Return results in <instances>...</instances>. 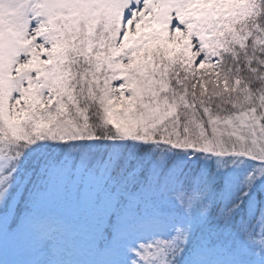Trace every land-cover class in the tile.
Segmentation results:
<instances>
[{"label": "rangeland", "instance_id": "1", "mask_svg": "<svg viewBox=\"0 0 264 264\" xmlns=\"http://www.w3.org/2000/svg\"><path fill=\"white\" fill-rule=\"evenodd\" d=\"M256 2L0 0V133L27 158L50 150L35 193L3 207L2 231L26 212L7 264H180L193 245L213 259L258 193L264 216V34L244 25ZM108 130L118 140L95 139Z\"/></svg>", "mask_w": 264, "mask_h": 264}, {"label": "trees", "instance_id": "2", "mask_svg": "<svg viewBox=\"0 0 264 264\" xmlns=\"http://www.w3.org/2000/svg\"><path fill=\"white\" fill-rule=\"evenodd\" d=\"M255 9L253 12H251L247 17H245L244 20V25L246 28H250L251 32H259V34H264V0H258L255 5ZM65 11V10H64ZM56 13V12H55ZM66 11L64 12V14ZM59 15V14H56ZM64 24L65 22L62 21ZM248 28V29H249ZM67 30V33H64V37L66 38L67 36L69 37L68 43H67V48L65 49V55H66V66L68 69H71L73 71H78L79 72V67L80 65L83 64V61L81 60V54L80 50L78 48V43L77 39L74 38L75 34H80V32L73 31V27H69ZM66 42V41H65ZM250 44V42H249ZM230 59V58H229ZM228 62V60H227ZM83 66V65H82ZM77 72V73H78ZM75 91V89H73ZM77 91H75L76 93ZM86 104V108H92L89 104ZM91 112L88 110V119L89 121H92L93 116L90 115ZM97 135L95 136V139H98L101 142H110L114 140H118V137L115 136L114 134L111 133V130H108L106 134L102 133L99 134V132H96ZM0 137L3 138V140L0 139V153L4 157L8 158V164L3 170V172L0 174V178L2 179V187L1 189H6L7 194H8V199H6L5 204L8 203L9 198L12 196H16V192L19 188H22L25 192L23 193V200L26 203L27 198L29 194L32 192H35L33 189L36 188L37 186V180H38V173H39V166L41 162L45 160L47 157L48 153L50 152L48 147H45L47 150L43 155H38L36 159L33 157L27 158V153L24 152L23 150L17 148V146L23 145L22 142L11 140V143L13 144H7L3 135L0 133ZM98 137V138H97ZM158 145V143H155ZM17 145V146H16ZM153 145L149 143V145H141L137 149V153L139 154L138 156L141 157L144 161H149V158L151 157V152ZM164 150V148H159L158 151ZM42 151V150H41ZM179 150H176V153ZM137 157V155L135 156ZM144 164H148L144 162ZM228 164V162H227ZM21 196V192L18 193L17 197ZM261 197L257 196V215L260 213L259 209V201ZM33 196L30 197L29 204L32 202ZM248 204V202H247ZM247 204L245 206H241L240 209H236L233 214H231L230 217L234 218L230 221L231 224L236 225V223L240 222L242 217H246L248 213V206ZM19 216V214H16ZM15 216L14 217V222L18 224L20 222L19 217L21 216ZM111 221V220H110ZM105 232L107 235H110V227L106 228ZM175 254H178L176 252Z\"/></svg>", "mask_w": 264, "mask_h": 264}, {"label": "snow or ice", "instance_id": "3", "mask_svg": "<svg viewBox=\"0 0 264 264\" xmlns=\"http://www.w3.org/2000/svg\"><path fill=\"white\" fill-rule=\"evenodd\" d=\"M257 211L256 205L249 201L247 216L241 218L235 226V231L228 230L226 240L213 253L215 258L209 259L208 252L197 245L191 248L186 246L181 252L180 264H264V244L257 245L252 239L256 235L258 226L261 228L260 235L264 237V216L257 218ZM233 218L234 216L226 218V222H230ZM10 243L15 246V237L10 238ZM4 247L5 236L0 228V264H7L3 258ZM258 247L259 251H257ZM117 264H128V262H117Z\"/></svg>", "mask_w": 264, "mask_h": 264}]
</instances>
